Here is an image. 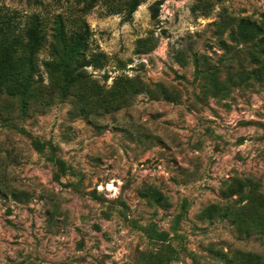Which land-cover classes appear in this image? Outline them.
<instances>
[{"label":"rangeland","instance_id":"1","mask_svg":"<svg viewBox=\"0 0 264 264\" xmlns=\"http://www.w3.org/2000/svg\"><path fill=\"white\" fill-rule=\"evenodd\" d=\"M133 1L0 0V264H264V0Z\"/></svg>","mask_w":264,"mask_h":264},{"label":"trees","instance_id":"2","mask_svg":"<svg viewBox=\"0 0 264 264\" xmlns=\"http://www.w3.org/2000/svg\"><path fill=\"white\" fill-rule=\"evenodd\" d=\"M140 6L139 0H134L130 4V10L128 17H132L133 14L137 11L138 7ZM240 24L238 26V33H235L234 40L237 42L242 43H248L250 41H247L243 37V33L245 29L250 28L251 30H257V31H263L264 33V27L257 26L256 24H251L249 21H246L245 19L239 20ZM234 21H230V25L233 26ZM78 39H83V37H79ZM252 50H248L247 54L250 55V58L253 59L254 64H256L255 67L251 69V71H247L246 75H244L242 72H238L237 74H234L230 76V80L233 84L235 83V78L238 77L239 79H236V82L239 84L240 82H248L250 79H253L255 82H258L260 84H264V48H262L258 44H254L251 46ZM252 51V53H251ZM31 70L29 71V74L27 77L30 79L34 76V73L36 71L35 65H31ZM35 68V70H34ZM12 83L13 86H12ZM9 83V79L1 77L0 78V95H8V96H14L16 93L19 92L18 87L21 85L27 89L28 87L25 84H21L20 80H15L14 82ZM32 83V82H31ZM224 196L226 198H233L235 196L239 197V202H247V205L254 208H259L261 210H264V200L262 199L263 194L261 192V186L256 182L253 178H242L237 177L234 179L229 180V182L226 185V191L224 192ZM144 197L147 198L151 203H157V204H164L166 201V197L157 189L154 188H148L145 190ZM227 214L229 216L234 217V213L231 211H227ZM206 215L208 217L213 216H222V209L220 206L215 205L213 206ZM236 222L238 224H241L239 219L237 218ZM244 230V229H243ZM262 257L260 255L256 254H249L246 261L243 264H262Z\"/></svg>","mask_w":264,"mask_h":264}]
</instances>
